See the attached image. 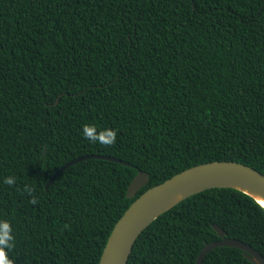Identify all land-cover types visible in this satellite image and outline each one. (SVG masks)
<instances>
[{"label":"trees","instance_id":"trees-1","mask_svg":"<svg viewBox=\"0 0 264 264\" xmlns=\"http://www.w3.org/2000/svg\"><path fill=\"white\" fill-rule=\"evenodd\" d=\"M92 155L130 166L86 160L45 188ZM221 161L264 174V0H0V264H99L142 194ZM214 225L264 256V208L223 188L156 219L128 264H196ZM203 264L251 263L222 247Z\"/></svg>","mask_w":264,"mask_h":264},{"label":"water","instance_id":"water-1","mask_svg":"<svg viewBox=\"0 0 264 264\" xmlns=\"http://www.w3.org/2000/svg\"><path fill=\"white\" fill-rule=\"evenodd\" d=\"M91 159L130 166L128 163L112 157L84 156L59 169L45 188L48 189L71 166ZM148 183L149 175L139 170L128 188L127 198L136 197ZM223 188L238 190L253 198L264 208V174L250 166L221 161L189 168L149 189L129 207L116 223L99 264H128L138 238L156 219L196 194ZM213 228L221 240L207 244L201 251L196 264H203L211 251L222 247L240 249L251 264H264V256L252 246L240 240L228 238L226 232L217 225H214Z\"/></svg>","mask_w":264,"mask_h":264},{"label":"clouds","instance_id":"clouds-1","mask_svg":"<svg viewBox=\"0 0 264 264\" xmlns=\"http://www.w3.org/2000/svg\"><path fill=\"white\" fill-rule=\"evenodd\" d=\"M89 126H84V128L82 129V134L84 139H89L91 140L92 138L90 136H88L87 133V129ZM110 135L113 138V141L115 140V136H116V132L115 130H112L110 132ZM4 183L8 184V185H13L15 183V178L14 177H6L4 180ZM30 203L32 204H36L37 200L35 198L30 200ZM12 229L10 228L9 224L4 221V222H0V245H4L6 247H11L10 242L14 239V237L11 235ZM3 264H10V262L3 260Z\"/></svg>","mask_w":264,"mask_h":264}]
</instances>
